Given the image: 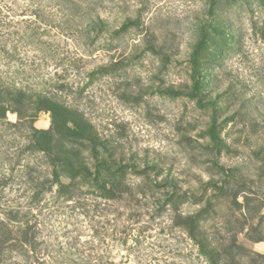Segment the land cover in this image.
Returning a JSON list of instances; mask_svg holds the SVG:
<instances>
[{
	"label": "rangeland",
	"instance_id": "rangeland-1",
	"mask_svg": "<svg viewBox=\"0 0 264 264\" xmlns=\"http://www.w3.org/2000/svg\"><path fill=\"white\" fill-rule=\"evenodd\" d=\"M0 264H264V0H0Z\"/></svg>",
	"mask_w": 264,
	"mask_h": 264
}]
</instances>
